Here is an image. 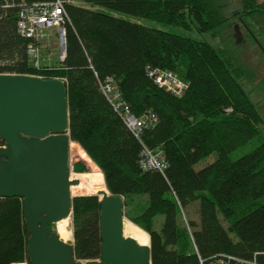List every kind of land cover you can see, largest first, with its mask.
Here are the masks:
<instances>
[{"label": "trees", "instance_id": "obj_1", "mask_svg": "<svg viewBox=\"0 0 264 264\" xmlns=\"http://www.w3.org/2000/svg\"><path fill=\"white\" fill-rule=\"evenodd\" d=\"M50 1L0 0V74L64 79L70 139L101 172L106 189L123 198L124 210L138 201L130 219L149 235L151 264H198L197 255L206 260L220 254L246 260L255 255L264 264L261 117L210 44L139 21L194 25L212 34L225 22L213 0H71L65 4L64 60L35 68L29 41L17 33V14L22 5ZM241 7L264 33V0H241ZM149 68L172 72L188 89L173 97L147 77ZM106 77L113 78L134 116H155L138 137L101 93L99 83ZM253 138L259 141L254 149L230 158ZM142 147L162 154L163 173L140 169ZM211 154L216 159L196 170ZM193 203L199 220L190 223V238L179 216ZM99 210L97 196L72 200L76 260L99 258ZM28 236L20 200L0 198V264H29Z\"/></svg>", "mask_w": 264, "mask_h": 264}, {"label": "water", "instance_id": "obj_2", "mask_svg": "<svg viewBox=\"0 0 264 264\" xmlns=\"http://www.w3.org/2000/svg\"><path fill=\"white\" fill-rule=\"evenodd\" d=\"M69 114L59 79L0 74V198H18L28 232L29 264H151L150 245L123 235L122 197L107 189L99 199L97 260L74 258L73 244L54 225L70 218Z\"/></svg>", "mask_w": 264, "mask_h": 264}, {"label": "rangeland", "instance_id": "obj_3", "mask_svg": "<svg viewBox=\"0 0 264 264\" xmlns=\"http://www.w3.org/2000/svg\"><path fill=\"white\" fill-rule=\"evenodd\" d=\"M67 1L68 3H74L71 0ZM261 1L263 0H258V2ZM212 3L217 7L220 19L225 20L220 30H216L212 34L200 32L194 25L187 29L145 19H140L139 21L148 27L194 40L205 41L210 44L218 51L219 55L227 61L229 64L228 67L234 71L233 74H236L238 82L249 95L251 102L254 104L261 117L262 123L260 126L264 128V33L261 24L253 21L248 15H245L242 11L241 0H213ZM116 14L119 17L134 20L128 15ZM242 24L247 27L248 32L244 31ZM235 35L240 39L237 40ZM39 47V63H37V67H35V65L33 66L39 68L41 65H53L57 61L60 51V45L56 38L55 30L51 29L43 32ZM173 75L178 79L175 74ZM258 144L259 141L257 138H253L246 145L233 151L230 154V158L235 160L249 153ZM215 159L216 155L211 154L196 164L195 169H201L207 164L212 163ZM69 164L70 178L72 180L76 179L78 173L90 172L92 170V164L86 161L85 158L82 160L69 159ZM93 171L98 172L95 165L93 166ZM98 198L100 199V197ZM136 204H138V201H133L131 206L127 207L125 210L123 208V221L134 224L130 216H134V207ZM181 210L182 214L180 213L179 216V224L187 230L191 238L192 228L190 227V223L193 222L195 224L198 223L199 220L197 204L193 203ZM160 220L161 217H157L156 221L159 222ZM222 225L226 227L224 222H222ZM68 226L72 233L70 218H68ZM70 243L73 244V237Z\"/></svg>", "mask_w": 264, "mask_h": 264}, {"label": "built area", "instance_id": "obj_4", "mask_svg": "<svg viewBox=\"0 0 264 264\" xmlns=\"http://www.w3.org/2000/svg\"><path fill=\"white\" fill-rule=\"evenodd\" d=\"M67 2L68 1L65 0H53L50 2L22 5L18 11L16 21L17 33L21 38L29 41L27 53L32 59V64L35 65V67H37V63H39V43L43 37L44 31L51 29L55 30L56 38L60 45L58 58L60 61H63L65 58L64 24L68 21V17L65 13V4ZM146 74L158 88L163 89L173 97H181L186 89H188V84L184 83V81L179 78L177 79L171 72L149 68L146 70ZM59 80L64 83V79ZM99 86L105 99L134 137H138L143 130L153 126L156 119L152 113L146 112L140 116H134L132 114L129 105L123 99L113 78L106 77L99 83ZM226 111H230V109ZM0 143V148H5V145L1 141ZM138 165L142 171L153 170L160 173H163L167 167L162 154L158 151L150 150L147 147H142ZM197 258L198 264H258L255 255L250 260L227 254L216 255L206 260L202 259L199 255H197Z\"/></svg>", "mask_w": 264, "mask_h": 264}, {"label": "bare ground", "instance_id": "obj_5", "mask_svg": "<svg viewBox=\"0 0 264 264\" xmlns=\"http://www.w3.org/2000/svg\"><path fill=\"white\" fill-rule=\"evenodd\" d=\"M83 158H85L86 161L92 164V170L90 172L77 174L76 179L78 180L79 184L72 186L70 188L71 195L73 198L78 196H90V195L98 196L101 198L100 194L102 192H106V187L101 172L99 170L98 172H94L93 171L94 164L89 160V158L86 156V154L83 152V150L80 148L78 144L71 142L69 145V159L82 160ZM54 228L60 240L64 242L71 241L72 233L69 230L68 218L57 222L54 225ZM123 235L124 237H130L134 239L139 245L142 246L150 245L149 235L139 227L132 224L131 222L124 221ZM18 264H25V263H18Z\"/></svg>", "mask_w": 264, "mask_h": 264}, {"label": "flooded vegetation", "instance_id": "obj_6", "mask_svg": "<svg viewBox=\"0 0 264 264\" xmlns=\"http://www.w3.org/2000/svg\"><path fill=\"white\" fill-rule=\"evenodd\" d=\"M243 25V29H244V31H246V32H248V29H247V27L244 25V24H242ZM238 34H239V32H238ZM235 37H236V35H235ZM237 38V37H236ZM240 38H237V40H239Z\"/></svg>", "mask_w": 264, "mask_h": 264}, {"label": "crops", "instance_id": "obj_7", "mask_svg": "<svg viewBox=\"0 0 264 264\" xmlns=\"http://www.w3.org/2000/svg\"><path fill=\"white\" fill-rule=\"evenodd\" d=\"M159 222L158 221L156 222V229H158V227H159Z\"/></svg>", "mask_w": 264, "mask_h": 264}]
</instances>
